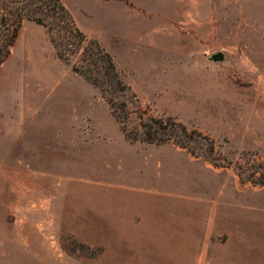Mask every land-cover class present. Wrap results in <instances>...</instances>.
<instances>
[{
	"label": "rangeland",
	"instance_id": "1",
	"mask_svg": "<svg viewBox=\"0 0 264 264\" xmlns=\"http://www.w3.org/2000/svg\"><path fill=\"white\" fill-rule=\"evenodd\" d=\"M61 1L149 114L201 131L217 152L210 162L128 141L100 90L72 70L78 55L60 60L47 30L24 22L0 68V264L96 257L100 247L73 233L81 217L99 199L132 204L146 186L169 191L168 229L122 245L161 250L155 264H264V190L244 180L264 163V0H125L126 30L92 13L115 0ZM224 157L226 167L212 164Z\"/></svg>",
	"mask_w": 264,
	"mask_h": 264
},
{
	"label": "trees",
	"instance_id": "2",
	"mask_svg": "<svg viewBox=\"0 0 264 264\" xmlns=\"http://www.w3.org/2000/svg\"><path fill=\"white\" fill-rule=\"evenodd\" d=\"M43 26L57 57L67 64L78 55L79 63L72 64L74 72L100 90L110 114L130 142L150 144L171 143L194 157L207 155L211 162L217 152L208 135L189 129L172 116L149 114L137 95L122 80L111 55L97 40L78 27L72 14L61 0H0V68L9 58L11 49L24 22ZM213 162L215 167H226ZM252 171L244 180L260 185L264 190V163L251 165Z\"/></svg>",
	"mask_w": 264,
	"mask_h": 264
},
{
	"label": "crops",
	"instance_id": "3",
	"mask_svg": "<svg viewBox=\"0 0 264 264\" xmlns=\"http://www.w3.org/2000/svg\"><path fill=\"white\" fill-rule=\"evenodd\" d=\"M128 11L125 0H115L114 5L101 3L92 13H97L100 23L126 30L129 29L130 23L123 15ZM153 189L152 186L136 189L134 194L137 198L132 201L133 203L121 201L119 209L114 203L107 201L106 204L104 199H99L95 212L81 217V233L73 230L75 237L90 247H100L96 257L86 259L82 264H155L153 255L162 254L161 250L156 251L152 245L139 247L122 245V242H125L122 239H151L157 235L156 232L168 229L169 191L165 187ZM154 195L161 196L166 203L155 204ZM159 210L161 219L153 216V212L157 213ZM136 215H140L141 219L138 220ZM142 226L145 227L143 230L139 228Z\"/></svg>",
	"mask_w": 264,
	"mask_h": 264
},
{
	"label": "water",
	"instance_id": "4",
	"mask_svg": "<svg viewBox=\"0 0 264 264\" xmlns=\"http://www.w3.org/2000/svg\"><path fill=\"white\" fill-rule=\"evenodd\" d=\"M212 59H213L214 61L221 60V59H222V55H221V54L213 55Z\"/></svg>",
	"mask_w": 264,
	"mask_h": 264
}]
</instances>
